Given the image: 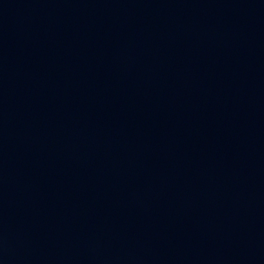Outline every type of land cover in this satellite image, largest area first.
I'll return each instance as SVG.
<instances>
[{
    "label": "water",
    "instance_id": "1",
    "mask_svg": "<svg viewBox=\"0 0 264 264\" xmlns=\"http://www.w3.org/2000/svg\"><path fill=\"white\" fill-rule=\"evenodd\" d=\"M0 264H264V0H0Z\"/></svg>",
    "mask_w": 264,
    "mask_h": 264
}]
</instances>
